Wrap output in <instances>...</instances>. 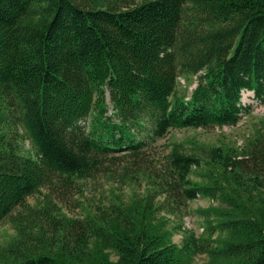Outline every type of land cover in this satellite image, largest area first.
I'll return each mask as SVG.
<instances>
[{
    "label": "trees",
    "instance_id": "trees-1",
    "mask_svg": "<svg viewBox=\"0 0 264 264\" xmlns=\"http://www.w3.org/2000/svg\"><path fill=\"white\" fill-rule=\"evenodd\" d=\"M244 89L264 103V0H0V264H264V122L150 148L236 126Z\"/></svg>",
    "mask_w": 264,
    "mask_h": 264
},
{
    "label": "rangeland",
    "instance_id": "rangeland-1",
    "mask_svg": "<svg viewBox=\"0 0 264 264\" xmlns=\"http://www.w3.org/2000/svg\"><path fill=\"white\" fill-rule=\"evenodd\" d=\"M179 90L182 93H191L192 90L196 87L197 77H190L187 81L183 77L180 79ZM251 96L243 99L245 106L247 107V113L242 117L240 122L233 127H224L222 129H210V130H171L165 138L159 139L157 142H154L151 145V152L156 155H162L163 151L174 141H186L189 139H198L200 141L215 143L218 144L220 140L229 142V143H238L242 144L243 141L253 133L257 127H261V122H264V103L256 99H250ZM110 106V102H108ZM109 116H114L112 107H109L108 111ZM18 131L22 133V129L18 127ZM24 151L31 150V145L29 140L21 141ZM109 187V183L106 177L98 175L90 179L86 185L83 187V198L91 200H99L102 198V195L105 193V190ZM125 193H130L129 189L124 190ZM73 199L76 198V195L72 196ZM35 199L30 198L29 202L34 203ZM72 201V198H71ZM72 203V202H71ZM218 206V204L203 200L197 199L190 203L189 214L186 215L184 219V225L187 229L193 230L195 233L200 234L203 231V221L200 216L196 213L197 208H207L209 206ZM71 208L74 212H77V209L74 208L73 203ZM14 234L11 223L8 220H4L0 223V244L7 241ZM174 241L180 243L181 236L176 234L174 236ZM115 259V258H114ZM207 259L204 256H199L195 258L194 264H207Z\"/></svg>",
    "mask_w": 264,
    "mask_h": 264
},
{
    "label": "built area",
    "instance_id": "built-area-1",
    "mask_svg": "<svg viewBox=\"0 0 264 264\" xmlns=\"http://www.w3.org/2000/svg\"><path fill=\"white\" fill-rule=\"evenodd\" d=\"M242 95H243V97H249V96H251V97H253L254 98V94H253V92H250V91H248V90H243L242 91Z\"/></svg>",
    "mask_w": 264,
    "mask_h": 264
}]
</instances>
